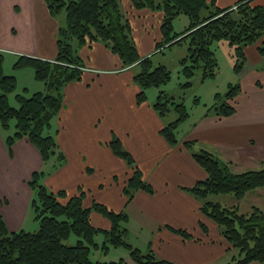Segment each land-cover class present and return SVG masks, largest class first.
Here are the masks:
<instances>
[{"label":"crops","instance_id":"crops-1","mask_svg":"<svg viewBox=\"0 0 264 264\" xmlns=\"http://www.w3.org/2000/svg\"><path fill=\"white\" fill-rule=\"evenodd\" d=\"M215 1L218 7L227 8L238 0ZM255 2L264 6V0ZM120 7L130 21L140 56L153 55L156 43L162 39L163 13L136 10L130 0H121ZM63 22L62 18L51 16L44 0H0V53L4 55V66L14 65L19 56L54 60L58 30ZM258 45L246 48L248 60L237 76L241 92L235 101L236 112L218 117L211 106L193 121L189 114L177 129L176 146H171L160 134L173 120L160 117L149 98L137 104L140 90L134 82L137 67L124 69L120 58L102 43L81 47L79 55L87 70L80 81L64 86L63 108L47 131L55 137L65 157L62 165L55 167V157L44 163L38 150L26 139L17 140L9 152L6 139L15 129L4 131L0 127V212L8 230L34 232L38 228L35 229L32 208L34 192L28 182L35 172L43 171L41 182L49 191H65L69 197L83 190L86 207L95 201L115 212H125L132 246L151 250L159 259L175 264H229L237 250L221 235L218 226L204 216L200 201L184 190L208 177L184 142L196 141L197 150L209 151L233 172L262 167L264 57L258 53ZM14 75L17 85L23 81L22 93L28 96L43 89L31 68L15 70ZM114 137L132 155L153 188L152 194L138 190L127 203L123 188L132 172L108 146ZM247 196L251 209L258 207L264 211V188L228 200L227 205L237 206L241 212L238 200ZM215 198L210 197L221 203L219 196ZM91 221L98 229L107 230L111 226L97 212H92ZM180 230L188 232L191 238L176 233ZM125 262L135 264L130 256Z\"/></svg>","mask_w":264,"mask_h":264},{"label":"trees","instance_id":"trees-1","mask_svg":"<svg viewBox=\"0 0 264 264\" xmlns=\"http://www.w3.org/2000/svg\"><path fill=\"white\" fill-rule=\"evenodd\" d=\"M52 17L62 18L58 30V52L54 60L19 56L14 70L31 68L43 89L31 95L15 94L17 105L9 96L17 88L14 74H4V55L0 53V127L9 131L14 122V133L7 137L9 152L17 140H28L39 152L44 163L55 157V167L63 164L55 137L47 132L53 119L59 116L64 105L63 88L70 82L80 81L85 64L79 49L99 42L116 54L124 69L137 67L134 82L140 88L136 101H147L150 88L160 89L152 108L162 118L174 112L176 118L167 123L160 134L171 146L178 144L177 129L189 118L182 101H176L162 88L171 80V72L164 66H154L152 58L176 45L187 43V54L180 61L186 81L183 90L191 87V79L201 70L202 79L213 78L219 70L212 46L227 42L235 59L234 70L240 75L247 63L246 48L258 44V53L264 57V6L256 0H238L232 7L220 8L215 0H130L136 10L161 11L162 39L155 45V53L141 57L132 33L129 19L120 7L121 0H44ZM180 15L190 19V25L181 33H174L173 21ZM241 92L237 83L230 85L224 97L210 108L218 117L236 112L235 101ZM196 141H185L184 147L206 171L207 179L184 190L200 201L201 212L213 221L229 245L237 250L229 264H264V211L252 207L248 213L237 206H225L210 199L213 195L232 194L240 199L248 192L264 188V164L256 170L233 172L227 163L205 149H196ZM112 152L122 158L131 170L123 188L127 203L138 190L154 192L132 155L114 137L108 144ZM44 172H35L28 184L34 192L32 208L38 230L10 232L0 212V264H126L94 262L92 247L98 248L95 236L103 235V250L125 247L135 264H175L159 259L151 250L142 251L129 242L128 215L115 212L107 206L93 202L84 205L86 192L67 197L65 191H49L40 181ZM97 212L110 221L107 230L96 228L91 221ZM202 229L206 227L202 224ZM185 239L186 231H176ZM75 237V242L71 238Z\"/></svg>","mask_w":264,"mask_h":264},{"label":"rangeland","instance_id":"rangeland-1","mask_svg":"<svg viewBox=\"0 0 264 264\" xmlns=\"http://www.w3.org/2000/svg\"><path fill=\"white\" fill-rule=\"evenodd\" d=\"M190 25V19L186 15H180L173 21L174 33H181ZM187 43L182 45L173 46L170 49H165L162 53H156L153 56L152 61L154 66L164 65L171 72V80L162 89L166 91L168 95L174 97L176 101L184 102L188 113L190 114L192 121L199 117L201 113L213 106L215 102L220 101L225 95L230 85L237 84V74L234 70L235 59L233 58L232 50L227 42L221 41L213 44L212 49L215 52L217 63L219 66L218 73L213 78L202 79L201 70H197L193 78L191 79V87L188 90H183L181 84L186 81L181 70V59L187 54ZM9 64V65H8ZM8 67L3 65L4 74H15L13 63H8ZM25 79V77H24ZM23 81L20 80V84ZM17 85L14 94L9 96V101L12 105H17L15 94L22 93L23 88L21 85ZM160 89L150 88L148 89V98L155 101ZM176 118L174 112L167 115L166 120L171 121ZM11 131H13L14 123H11ZM41 182V181H40ZM42 183V182H41ZM220 197L218 200L227 205L228 200L236 199L234 195H213L211 199ZM229 197V198H227ZM241 203V204H240ZM238 204L241 205V212L245 210H251L252 203L249 196L245 200H238ZM228 206V205H227ZM36 227H39L36 221ZM35 229H32L34 231ZM38 230V228L36 229ZM104 237L101 234L95 236V243L98 248L92 247L90 251V257L94 262H118L125 260L129 256V250L125 247H110L109 250L101 249ZM71 242H75V237L71 238ZM130 242V241H129Z\"/></svg>","mask_w":264,"mask_h":264},{"label":"built area","instance_id":"built-area-1","mask_svg":"<svg viewBox=\"0 0 264 264\" xmlns=\"http://www.w3.org/2000/svg\"><path fill=\"white\" fill-rule=\"evenodd\" d=\"M87 69L85 68L84 71H86Z\"/></svg>","mask_w":264,"mask_h":264}]
</instances>
